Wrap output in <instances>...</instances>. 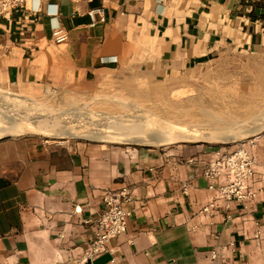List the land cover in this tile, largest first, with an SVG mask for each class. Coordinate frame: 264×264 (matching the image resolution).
I'll use <instances>...</instances> for the list:
<instances>
[{"label":"crops","instance_id":"0c3cea01","mask_svg":"<svg viewBox=\"0 0 264 264\" xmlns=\"http://www.w3.org/2000/svg\"><path fill=\"white\" fill-rule=\"evenodd\" d=\"M29 7L0 20V90L99 95L124 73L157 83L242 53L264 58V0H41L36 14ZM240 146L254 162V197L245 208L217 202L202 213L215 198L202 170L216 148L0 136V264H71L93 237L87 219L101 213L104 191L123 185L126 231L92 264H221V255L226 264H264V131Z\"/></svg>","mask_w":264,"mask_h":264},{"label":"rangeland","instance_id":"374dc122","mask_svg":"<svg viewBox=\"0 0 264 264\" xmlns=\"http://www.w3.org/2000/svg\"><path fill=\"white\" fill-rule=\"evenodd\" d=\"M109 80L108 87L101 90L99 95L82 89H46L41 94L27 96L36 98L54 93L46 108L24 104L21 111L22 115H25L22 134H37L50 141H93L79 136L95 128L100 131H114L113 123L120 124L123 118V123H131L136 115H142L148 126L164 127L181 137L175 142L151 146L202 143L216 149L234 148L264 131V119H261L253 122L258 127L254 134L243 135L230 141L224 138L223 133L230 130L232 125L250 120L264 109L263 57L242 53L215 66L203 65L191 69L179 80L155 83L130 73L114 76ZM5 102L7 101L4 98L0 100V109L8 110V113L12 114L13 111H10ZM98 115L104 116L105 120L100 119ZM207 116L213 118V121H209ZM42 118L78 131L77 137L44 134L34 126ZM221 122H227L231 126H224ZM193 124L198 125L199 131L186 132L181 128ZM233 128L232 130H237ZM51 133L55 135L57 132L53 130Z\"/></svg>","mask_w":264,"mask_h":264},{"label":"built area","instance_id":"2783aa9c","mask_svg":"<svg viewBox=\"0 0 264 264\" xmlns=\"http://www.w3.org/2000/svg\"><path fill=\"white\" fill-rule=\"evenodd\" d=\"M33 1H36L35 6L32 5ZM40 1L0 0V20L8 19L14 13L22 11L27 2H29L30 13H39L41 11ZM52 35L57 42L64 40L58 27L52 30ZM202 176L215 189V198L202 208V213H210L218 208L217 202L221 203L223 210H229L231 204L238 208H245L246 204L254 197L255 192L252 188L254 162L240 144L234 148L220 147L214 150L210 159L203 166ZM182 187L185 191V186ZM128 198L129 188L125 185L117 191H104L101 213L94 218L87 219L93 228V237L81 254L70 261L71 264H92L96 256L108 251L107 243L110 240L126 231L131 213L122 208V203ZM259 236V227L255 226L253 238L258 240ZM218 257L216 251H211V261H215ZM226 260L224 255L220 256L221 264H226Z\"/></svg>","mask_w":264,"mask_h":264},{"label":"bare ground","instance_id":"6f19581e","mask_svg":"<svg viewBox=\"0 0 264 264\" xmlns=\"http://www.w3.org/2000/svg\"><path fill=\"white\" fill-rule=\"evenodd\" d=\"M51 94V95H50ZM48 96L30 98L25 95L17 94L13 89L4 91L0 90V100L4 98L7 102H5L10 109L13 111L12 114L8 113V110L0 109V134L1 135H13V134H21L24 131V117L21 111L24 109V104L30 105H39L42 108H46L53 99L54 93L51 92ZM23 101L25 103L19 102ZM100 119L105 120L104 116L98 115ZM125 117V116H122ZM136 118V119H135ZM134 120L131 123H122L116 124L113 123V130L111 132L108 131H100L98 128L93 129L87 134H82L80 138H88L93 141H107V142H117V143H127V144H149V145H161L168 144L171 142H175L181 139L177 134L167 130L164 127H151L148 126L142 115H136ZM209 121H213V118L207 116ZM264 119V109L253 116L250 120L243 122L242 124L229 125L227 122H221L224 126H231L230 130L223 131L224 138L227 140H235L238 137L243 135L254 134L258 127L253 124L254 121H259ZM244 125V126H243ZM34 126L42 131L44 134L50 136H62V137H77L78 131L72 130L67 126H59L57 122L51 123L50 120H46V118H42V120H38ZM198 125L193 124L191 126H182L186 132L189 131H199L197 129ZM235 127L237 130L234 131ZM56 131L57 133L54 135L51 131Z\"/></svg>","mask_w":264,"mask_h":264}]
</instances>
